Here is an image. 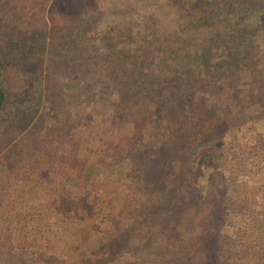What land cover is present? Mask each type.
Listing matches in <instances>:
<instances>
[{"label":"trees","instance_id":"obj_1","mask_svg":"<svg viewBox=\"0 0 264 264\" xmlns=\"http://www.w3.org/2000/svg\"><path fill=\"white\" fill-rule=\"evenodd\" d=\"M87 1V17L59 42L39 37L40 21L27 14L3 29L13 4L36 0H0V203L16 206L44 170L59 184L42 206L12 213L0 232V264H228L221 233L234 227V214L242 222L241 214L253 215L249 205L235 213L247 198L230 188L223 148L234 130L264 125V0ZM14 69L26 72L23 91L8 82ZM83 145L100 148L94 159L104 175L137 178L144 189L125 200V212H104V234L88 255L75 248L47 256L39 218L50 201L68 192L77 206L97 198L74 193L81 182L69 175ZM261 181L251 180L257 190ZM199 216L207 225L200 239ZM255 234L254 264H264Z\"/></svg>","mask_w":264,"mask_h":264},{"label":"rangeland","instance_id":"obj_2","mask_svg":"<svg viewBox=\"0 0 264 264\" xmlns=\"http://www.w3.org/2000/svg\"><path fill=\"white\" fill-rule=\"evenodd\" d=\"M96 1L90 2L104 3V0ZM87 3L88 1L85 2V0H36L33 5L24 3L23 5L16 6L13 4L11 7L14 11L6 14V21L3 23L2 28L14 25V22L19 20L14 16H21L23 18V15L27 14L28 17L31 15L34 17V20L40 21L41 24L38 25L40 27L38 28L39 37L49 35V37H56V41L61 42L66 35L72 34V29L78 27V18L82 16L85 19L87 17ZM87 8H90L88 4ZM13 13L15 14L12 15ZM105 22L107 21L99 22V26H103ZM43 27L48 29L42 32L41 28ZM52 49V53H60L63 48L61 46H54ZM50 50L48 47L46 52L50 53ZM45 66L47 68V64ZM8 76V82L14 90H24L28 78L23 69H14L8 72ZM58 81L65 83L63 79ZM255 124L247 123L241 129L234 130L233 135L226 140L223 148L224 156L222 163L226 167V175L228 178L233 176L234 179V182L230 183V188L231 190L234 188V194L237 192L239 196L247 198L245 206H237L235 213L238 209L242 212L245 209L247 211L246 207L249 205L251 215L256 218V225H253L251 222L253 217L248 216L245 212V214H241V217L244 216L242 222L239 217L240 212H238V216L234 214V227L228 226L221 233L220 238L228 242V247H230L228 264H254L256 250L255 244L249 237L250 232L256 231L254 237L262 239L264 245V181L258 184V190L256 184L251 182V180H254L258 176L262 180L264 175V125L261 122ZM67 146L72 152V142H69ZM84 147V145L82 147L79 146V150ZM98 148V146L95 147L94 152L87 151L84 148L82 152L78 153L77 159L74 161L75 168L69 170L71 181L79 180L81 182V186L78 185L79 188L74 193L86 196L95 195L97 197L96 201L92 203L87 200L88 204L77 206L72 203V196H70L72 194L68 192L63 198L49 200L50 207L48 206L42 212L41 218H39V224L44 228V236L39 244L41 251L47 256H66L69 250L73 251L75 248H79L85 255H88L90 248L92 249L99 245L98 237L104 234V229L99 222L104 212L109 211L111 207H117L118 210L125 212L128 208L125 200L134 197L138 191L142 192L144 189V185L137 178H125L122 174V179L119 181L112 177L111 174L104 175V168H102L101 164L97 165L96 159H94V155L100 149ZM98 162L100 163V159ZM211 162L207 160L206 165H209ZM118 171L123 173L122 170L116 169V173H120ZM99 173L100 175L97 178L99 182L91 180L87 182L83 180V176L87 178L89 175L96 177V174ZM197 175L199 178V175L201 176L202 173L198 171ZM72 176L75 180H72ZM34 181L32 184H24V194L19 198L16 206L9 208L10 205L6 201L0 203V232L6 231L10 227V216L12 213H24L28 208L42 206L46 201L48 191L51 193L59 185L58 175L52 173L50 170L41 171ZM97 183H100V186L104 187L102 192ZM243 184H246L245 188ZM6 193L9 195L11 201L17 199L13 188H8ZM110 200L112 201L111 206V202L107 204ZM208 202L210 203L211 201ZM202 213L203 210L200 214ZM199 219L202 222L198 221L195 233L200 239L202 229L205 230L207 225H204L202 216H199ZM247 221L248 225H246ZM18 224L24 225L26 224V220L21 219ZM244 225L247 227H244ZM126 251L133 254L136 253V250L131 248V246H128ZM48 263L44 261L42 264ZM118 264H127V262H119ZM222 264L224 263L222 262Z\"/></svg>","mask_w":264,"mask_h":264}]
</instances>
